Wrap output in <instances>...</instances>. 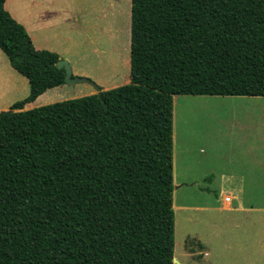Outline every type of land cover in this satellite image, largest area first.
Returning <instances> with one entry per match:
<instances>
[{
	"label": "trees",
	"instance_id": "16d2710c",
	"mask_svg": "<svg viewBox=\"0 0 264 264\" xmlns=\"http://www.w3.org/2000/svg\"><path fill=\"white\" fill-rule=\"evenodd\" d=\"M132 2L130 83L14 112L65 70L0 0V264H175V96H264V0Z\"/></svg>",
	"mask_w": 264,
	"mask_h": 264
},
{
	"label": "rangeland",
	"instance_id": "374dc122",
	"mask_svg": "<svg viewBox=\"0 0 264 264\" xmlns=\"http://www.w3.org/2000/svg\"><path fill=\"white\" fill-rule=\"evenodd\" d=\"M121 1L125 4L122 12L126 15L129 4L127 0ZM13 3L10 0L9 4ZM106 3L107 0H29L28 4L21 1L20 5L15 2L23 17L28 16L24 12L27 8L40 14L36 17L41 20L35 22L37 25L32 24L28 31L36 47L60 52V58L71 64L74 76L90 79L76 86L66 83L60 90H47L40 95L37 104L47 102L51 95L53 102L50 104L90 95L92 91L98 93L99 87L107 90L115 83L121 86L126 77H130L128 68L120 64L127 59V51L120 50L121 42L123 48L122 20L107 10ZM120 73L124 75L119 76ZM16 74L28 80V91L18 87L9 95V91L3 90L1 104L22 101L29 96V79ZM223 175L242 182L245 192L240 194L246 206L263 208L259 217H264V96H177L174 186L180 187L174 188L175 255L182 264H189L200 249L193 233L205 237L213 235L214 244L213 251L210 247L207 249L212 256L209 257L207 251L200 252L195 264H264V222L260 220V224L253 225L238 221L234 225L227 220L230 213L212 209L221 207L226 196L221 197L219 187ZM210 179L212 184L208 183ZM207 219L210 221L204 224ZM218 220L223 221L221 228L226 232L225 249L218 246L215 235Z\"/></svg>",
	"mask_w": 264,
	"mask_h": 264
},
{
	"label": "crops",
	"instance_id": "0c3cea01",
	"mask_svg": "<svg viewBox=\"0 0 264 264\" xmlns=\"http://www.w3.org/2000/svg\"><path fill=\"white\" fill-rule=\"evenodd\" d=\"M21 1H23V2L26 1L28 4L29 0H13V2H14L13 5H10L9 4L10 1L6 0L5 7L18 22L23 24L25 26V28L28 29V31H30L32 24L37 25L38 23L35 24V22L36 21L39 22L38 20H41V18L36 17V16H39L40 14H38V12H36V11L30 10V8H27V9H25L24 12L28 16L23 17L21 15V12L16 9L17 8L16 5H18V4L20 5ZM15 2L18 4L14 5ZM125 2L129 4V9H128V12H126V15H124L122 12V11H125V7H124L125 4H123V2L121 0H120V3L116 2V0H107V3L109 5V9H107V10L111 14H113L115 18H117L118 16L121 17L122 28H123V30H122V32H123V48H122V42H121L120 43V50L127 51V57H126L127 59H126V61L123 59V61L120 64H123V67H125L126 70L128 68V72L130 71V73H131V24H132V22H131V11H132V7H133V2H132V0L131 1L127 0ZM105 17H106V15H105ZM126 18H127V21H126ZM45 26H46V24L44 23V26H43L44 29H45ZM34 45H35V43H34ZM113 46H115V44H113ZM35 47H36V45H35ZM39 47L42 48L43 46H39ZM116 47H115V50H116V52H118V50H119L118 46H116ZM49 49H50V51L52 50L51 48H49ZM113 53H115V52H113ZM60 57H62V56L60 55ZM62 59H64V58H62ZM17 72L18 71H16L11 66L8 57L0 48V94L1 95H3V93H4V92H1L3 90L9 91L10 92L9 95H10V94L16 92L18 90V87H20L19 88L20 90L22 89L25 92L28 91L27 90L28 80L22 79V77H20L16 74ZM122 75H124V74L120 73L119 76H122ZM22 80H25V81H22ZM130 81H131V77H126L124 83H121L120 85L128 84V83H130ZM116 84L117 83L109 85L108 88H106V89H112V88L118 87L119 85H116ZM62 86H59L58 88L55 87L56 89L52 88L53 90H51V91H54L57 89L60 90V87L63 88ZM92 94H95V92L92 91ZM41 96H39V97L41 98ZM39 97L35 101L27 104L23 109L13 110V111L14 112L26 111V110H30V109L35 108V107H40L41 105L44 106V103L50 104L51 102H53L52 95H51L50 97L47 98L48 99V100H46L47 102H41V103L37 104L36 102L39 99ZM176 97L177 96H175V99H176ZM8 102H6V104L0 103L1 104L0 105V112L5 111V110H11L12 105L14 103H16L13 100H12V102H11V100ZM46 105H48V104H46ZM208 183L212 184L213 183L212 179H210V181ZM242 185H243L242 182L235 180V178L226 177L223 175L221 177V182H219V187L221 190V197L224 194L226 196H232L233 199H232L231 203H226L224 201V198L226 197L225 196V197H223V205L221 207L212 208V209H217L219 211H226V212L230 213L227 216V218H228L227 220H231L230 222L234 225H236L238 221L240 223H244V222L249 223V224L252 223L253 225L255 223L260 224V220L264 222V217H262L261 215L259 217V214H261V210L263 208H260L258 206H254V205H247L246 206V203L244 202V198H243L242 194H240V193L245 192V188L242 187ZM201 210L205 211V212L210 211V209H201ZM243 213H245L246 215L245 216L242 215ZM255 213H257L258 215L255 216ZM234 217H237V218H234ZM206 218H207V216H206ZM209 221H210L209 219H207V221L204 220V224L208 223ZM211 223L213 224V221H211ZM218 224H216V226H215L218 229V232L215 234L216 238L218 239V246L225 249V246H223V244L225 241L226 232H223V230L221 228V226L223 225V221L218 220ZM206 229H207V226H206ZM192 235H193V237H196V239L198 240V242L200 244V249L195 252L194 257L192 258L193 260L191 262H189V264H195L196 263L198 256H200V252L202 253L204 251H207L206 254L209 257L212 256V253L209 252L207 249H208V247H210V249L213 251V247H214L213 246L214 245L213 244V235H207L206 237L203 234L199 235L197 233L196 234L193 233ZM263 248H264V245H263ZM176 256L177 255H175V258H176ZM178 264H182V263H180V261H179Z\"/></svg>",
	"mask_w": 264,
	"mask_h": 264
},
{
	"label": "water",
	"instance_id": "95a60500",
	"mask_svg": "<svg viewBox=\"0 0 264 264\" xmlns=\"http://www.w3.org/2000/svg\"><path fill=\"white\" fill-rule=\"evenodd\" d=\"M57 67L65 70V82L67 84L76 86L80 83L90 82V79H88L87 77L74 76L72 66L68 60L61 59L58 62ZM176 188H179V186H175V189ZM174 263H179V261L174 258Z\"/></svg>",
	"mask_w": 264,
	"mask_h": 264
},
{
	"label": "built area",
	"instance_id": "2783aa9c",
	"mask_svg": "<svg viewBox=\"0 0 264 264\" xmlns=\"http://www.w3.org/2000/svg\"><path fill=\"white\" fill-rule=\"evenodd\" d=\"M232 199H233L232 196H226V197L224 198V201H225L226 203H231V202H232Z\"/></svg>",
	"mask_w": 264,
	"mask_h": 264
}]
</instances>
